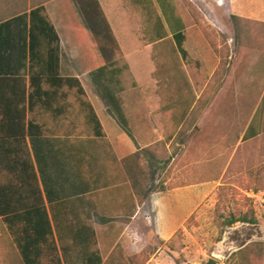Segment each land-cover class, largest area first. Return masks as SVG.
<instances>
[{"label": "rangeland", "instance_id": "1", "mask_svg": "<svg viewBox=\"0 0 264 264\" xmlns=\"http://www.w3.org/2000/svg\"><path fill=\"white\" fill-rule=\"evenodd\" d=\"M101 1L115 40L114 46L106 45L105 60L112 62L106 83L121 104L130 138L141 143L136 156L143 163L140 167L138 159L131 175L138 201L144 203L139 223L131 229L139 239H128L127 252L119 245L112 258L118 256L119 264H243L234 254L250 248L254 252L249 251L244 264H264V251H258L264 245V138L251 148L247 170L241 168L234 140L264 102V74L260 59L254 58V83L237 98L234 75L241 72L232 59L231 41L233 24H238L233 16L262 12L264 0H171L186 28L187 60L171 35L153 42L155 18L162 16L156 0H143V7L134 0ZM74 2L53 0L48 6L63 43L75 47V70L86 92V97H71L65 121L79 126L78 139L91 141L97 137L87 127L81 100L98 111L107 128L122 124L92 84V73L103 62L101 44L76 29ZM60 21L75 32L63 29ZM232 106L240 115L227 113ZM217 128L227 136L218 137ZM164 194L174 195L177 209L168 234L157 226L154 205ZM232 216L248 221L227 226ZM166 222L167 227L174 224ZM18 253L0 219V264H22Z\"/></svg>", "mask_w": 264, "mask_h": 264}, {"label": "trees", "instance_id": "2", "mask_svg": "<svg viewBox=\"0 0 264 264\" xmlns=\"http://www.w3.org/2000/svg\"><path fill=\"white\" fill-rule=\"evenodd\" d=\"M74 1L72 11L78 21L76 29H80L84 37L96 38L101 44L103 62L92 73L95 90L128 131L121 104L111 92L109 81L106 83L108 69L112 66V62L105 60L107 46H114L115 40L110 34L103 3L101 0ZM156 2L162 16L155 18L153 42L171 35L182 59L187 60L183 21L176 15L171 0ZM134 3L143 7V0H134ZM6 12L8 17L0 9V219L13 238L22 264H63L47 207L45 192L48 188L38 141L54 133L52 125L59 119H67L71 97H86V92L79 78L61 77V39L46 7L35 5L29 15L20 18L10 16L13 14L10 8ZM233 19L238 20L235 16ZM23 20L22 52L24 63L29 62L28 81L21 76L20 70L9 64L16 52V47L9 43L14 38L11 27ZM24 67L27 66L24 64ZM81 105L87 110L86 124L91 134L104 137L102 123L93 106L86 100H81ZM260 120L261 128L258 127ZM260 132H264V102L245 138L256 137ZM246 221V218L232 216L227 226ZM249 251L254 252V249L244 248L234 256H240L244 264ZM258 251L261 254L264 245ZM92 255L90 264H102L99 252Z\"/></svg>", "mask_w": 264, "mask_h": 264}, {"label": "crops", "instance_id": "3", "mask_svg": "<svg viewBox=\"0 0 264 264\" xmlns=\"http://www.w3.org/2000/svg\"><path fill=\"white\" fill-rule=\"evenodd\" d=\"M52 1L0 0L2 2L0 9L5 12V17H8L6 10L10 8L14 14L10 16L20 18L23 15H29L33 6L43 4L61 39V77L79 78L75 70L73 53L75 47L73 45L67 47V44L63 43L56 26L57 19L48 6V3ZM261 11L249 14L238 13L235 16L238 18V24H233L232 27V59L241 72L234 75L235 79L237 78L235 81L237 98L248 93L250 89H244L245 86L254 83L250 70L257 57L260 59L258 66H262L264 74V6ZM60 25L63 29L66 27L68 31L76 30L72 25L62 21ZM24 28V20L14 23L11 27L14 38L9 40V43L12 47H16V52L14 60L9 64L13 65L15 70H20L21 76L28 81L30 79L29 62L27 60L24 63L22 52ZM247 97H250V94ZM262 99H264V91ZM259 107L260 105L253 109L251 118L245 125L240 126L238 133L233 130L238 147L237 158L241 168L244 166L246 170L248 165L246 166L245 162L250 161L251 148L257 140L264 138V132H260L256 137L245 138ZM237 109L232 106L227 113L231 112L233 116L240 115ZM97 114L99 116L98 111ZM56 123L52 125L54 133L45 135L38 141V145L48 188L45 192L48 195L47 207L63 264H90L89 261L91 257L93 259L94 252H99L103 260L102 264H119L118 256L112 258L114 250L119 245H123V249L127 252L128 248L125 246L127 242L133 239L137 243L139 239L138 233L132 232L131 229L137 227L144 203L138 201L131 175L138 170L139 158L136 155L137 146L141 143L136 137V144L130 138V131L121 129L124 128L123 125L122 127L120 124L111 125L107 128L101 121L104 137L87 140L91 143L87 145V141L78 139V125L68 123L65 119H59ZM261 125L260 120L258 127L261 128ZM216 131L218 137L227 136L224 132L223 135L220 134L219 128ZM86 145L87 149L89 148L88 151L84 149ZM139 162V166L142 167V160L139 159ZM101 186L103 189L100 188ZM172 195L158 196L154 204L157 212V226L161 227L160 230L165 228V234H168L176 224V200ZM186 196L189 197L188 194ZM167 218L174 222L171 227H167ZM133 233L134 235H131Z\"/></svg>", "mask_w": 264, "mask_h": 264}]
</instances>
